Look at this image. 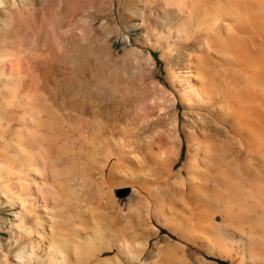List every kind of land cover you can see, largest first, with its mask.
<instances>
[{
    "label": "bare ground",
    "instance_id": "obj_1",
    "mask_svg": "<svg viewBox=\"0 0 264 264\" xmlns=\"http://www.w3.org/2000/svg\"><path fill=\"white\" fill-rule=\"evenodd\" d=\"M93 16L102 77L139 34L79 106L49 92L68 45L0 47V264H264V0Z\"/></svg>",
    "mask_w": 264,
    "mask_h": 264
},
{
    "label": "rangeland",
    "instance_id": "obj_2",
    "mask_svg": "<svg viewBox=\"0 0 264 264\" xmlns=\"http://www.w3.org/2000/svg\"><path fill=\"white\" fill-rule=\"evenodd\" d=\"M93 3L94 0H0V47L2 49L15 51L26 45L45 42L64 43L72 48L70 54L66 55L65 71L54 77L49 92L58 99L62 96L69 97L67 99H72L78 106L81 101H92L103 91L107 93V87L121 78V75L117 77L115 74L116 67L119 69L116 71L118 74L120 70H123L121 67L124 60L132 59L130 51L133 46L130 39L139 34L138 30L126 32L117 29L113 36V41L117 45L113 53V59L117 62L115 69L110 73L105 72L103 77L97 74L96 55L93 50L96 27ZM154 53L158 55L157 51ZM144 54L147 55V50ZM70 69H73L72 72ZM98 77L100 80L103 78L101 83L98 82ZM76 96H79V99H76ZM123 190L118 192L121 199H125L129 193V190H126L123 194ZM4 211L2 214L5 217H12L8 210ZM165 232L162 230L161 234Z\"/></svg>",
    "mask_w": 264,
    "mask_h": 264
},
{
    "label": "water",
    "instance_id": "obj_3",
    "mask_svg": "<svg viewBox=\"0 0 264 264\" xmlns=\"http://www.w3.org/2000/svg\"><path fill=\"white\" fill-rule=\"evenodd\" d=\"M122 193L125 194L126 193V190H123Z\"/></svg>",
    "mask_w": 264,
    "mask_h": 264
}]
</instances>
